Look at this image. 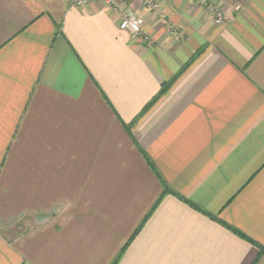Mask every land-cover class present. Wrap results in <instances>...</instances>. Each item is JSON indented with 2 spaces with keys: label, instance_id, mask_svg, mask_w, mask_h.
Here are the masks:
<instances>
[{
  "label": "crops",
  "instance_id": "crops-1",
  "mask_svg": "<svg viewBox=\"0 0 264 264\" xmlns=\"http://www.w3.org/2000/svg\"><path fill=\"white\" fill-rule=\"evenodd\" d=\"M215 2L0 0V264H264V0Z\"/></svg>",
  "mask_w": 264,
  "mask_h": 264
},
{
  "label": "built area",
  "instance_id": "built-area-1",
  "mask_svg": "<svg viewBox=\"0 0 264 264\" xmlns=\"http://www.w3.org/2000/svg\"><path fill=\"white\" fill-rule=\"evenodd\" d=\"M90 1L95 0H76L77 5H85ZM105 4L112 5L113 0H103ZM200 5L205 7L207 11L212 16L214 22L216 24H222L224 22V16L220 8L216 4V0H197ZM153 8V7H152ZM239 8V7H238ZM143 19L132 14L127 13L121 20L119 24V29L121 31L128 32L132 38H137L142 35V26H143Z\"/></svg>",
  "mask_w": 264,
  "mask_h": 264
},
{
  "label": "trees",
  "instance_id": "trees-1",
  "mask_svg": "<svg viewBox=\"0 0 264 264\" xmlns=\"http://www.w3.org/2000/svg\"><path fill=\"white\" fill-rule=\"evenodd\" d=\"M184 69H185V68H184ZM172 82H173V80H172L171 82L166 83V84H164V85L162 86L161 91H160V95L164 94V93L167 91V89H168L169 86L172 84Z\"/></svg>",
  "mask_w": 264,
  "mask_h": 264
}]
</instances>
